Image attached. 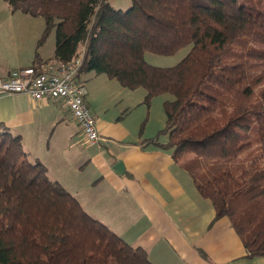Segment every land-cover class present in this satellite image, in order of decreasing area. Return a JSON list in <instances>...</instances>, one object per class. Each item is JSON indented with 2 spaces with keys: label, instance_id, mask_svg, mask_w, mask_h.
Here are the masks:
<instances>
[{
  "label": "trees",
  "instance_id": "trees-1",
  "mask_svg": "<svg viewBox=\"0 0 264 264\" xmlns=\"http://www.w3.org/2000/svg\"><path fill=\"white\" fill-rule=\"evenodd\" d=\"M55 29L54 62L84 49L92 70L163 101V128L148 140L170 150L226 216L246 251L264 256V0H5ZM152 65L144 52L171 55ZM167 134L160 142L158 134ZM0 264H151L90 216L78 199L28 158L19 135L0 121Z\"/></svg>",
  "mask_w": 264,
  "mask_h": 264
},
{
  "label": "crops",
  "instance_id": "crops-1",
  "mask_svg": "<svg viewBox=\"0 0 264 264\" xmlns=\"http://www.w3.org/2000/svg\"><path fill=\"white\" fill-rule=\"evenodd\" d=\"M19 16L10 7L0 11V78L55 63L51 31L38 44L44 26L16 22ZM92 72L81 71L79 79L103 139L96 144L85 142L62 100L0 95V121L19 135L28 158L40 161L90 216L143 249L151 264H264V256H246L228 217L214 219L211 202L170 150L148 142L155 134H137V122L126 119L133 96L115 79ZM118 161L122 172L114 169Z\"/></svg>",
  "mask_w": 264,
  "mask_h": 264
},
{
  "label": "built area",
  "instance_id": "built-area-1",
  "mask_svg": "<svg viewBox=\"0 0 264 264\" xmlns=\"http://www.w3.org/2000/svg\"><path fill=\"white\" fill-rule=\"evenodd\" d=\"M83 61L84 49L70 61L50 63L41 70L32 66L14 69L0 78V95L25 93L34 100L60 99L76 120L85 142L99 143L103 139L86 103L87 88L79 79Z\"/></svg>",
  "mask_w": 264,
  "mask_h": 264
},
{
  "label": "rangeland",
  "instance_id": "rangeland-1",
  "mask_svg": "<svg viewBox=\"0 0 264 264\" xmlns=\"http://www.w3.org/2000/svg\"><path fill=\"white\" fill-rule=\"evenodd\" d=\"M110 3L115 8H122L125 10L130 5V0H109ZM9 6L5 0H0V11H8ZM15 14L20 15L16 22H27L39 23L44 26V19L42 17H35L29 14L22 12L21 10L13 11ZM49 39L51 43L55 44V29L53 28L49 34ZM189 47H184L176 51L171 55L157 54L151 51L144 52V59L146 62L156 65V66H172L176 64L188 51ZM90 70H85L84 73H88ZM92 75H95V72H92ZM105 75V74H102ZM126 93H130L133 98L132 109H129L126 113V119H133L137 122V134L142 135L146 131L147 134H157L164 125L165 114L163 110V101L168 99H173V95L169 93L158 94L153 96L148 103L144 101L145 90L143 87H137L133 90H130L126 87L123 88ZM141 116H143L141 118ZM167 134L160 133L158 134L159 140H165Z\"/></svg>",
  "mask_w": 264,
  "mask_h": 264
},
{
  "label": "water",
  "instance_id": "water-1",
  "mask_svg": "<svg viewBox=\"0 0 264 264\" xmlns=\"http://www.w3.org/2000/svg\"><path fill=\"white\" fill-rule=\"evenodd\" d=\"M114 169L117 171V172H122L123 170V164L121 161H118L115 165H114Z\"/></svg>",
  "mask_w": 264,
  "mask_h": 264
}]
</instances>
